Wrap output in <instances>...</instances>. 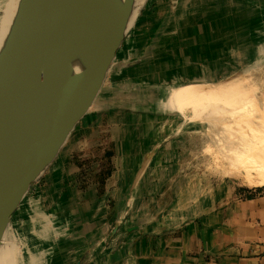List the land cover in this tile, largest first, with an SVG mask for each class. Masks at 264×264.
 Listing matches in <instances>:
<instances>
[{"label": "crops", "instance_id": "crops-1", "mask_svg": "<svg viewBox=\"0 0 264 264\" xmlns=\"http://www.w3.org/2000/svg\"><path fill=\"white\" fill-rule=\"evenodd\" d=\"M263 54L264 0H148V29L125 40L92 109L12 220L33 258L52 242L53 264H264V194L242 199L220 181L197 196L201 183L184 167L197 127L163 112L171 87L220 89Z\"/></svg>", "mask_w": 264, "mask_h": 264}, {"label": "water", "instance_id": "water-1", "mask_svg": "<svg viewBox=\"0 0 264 264\" xmlns=\"http://www.w3.org/2000/svg\"><path fill=\"white\" fill-rule=\"evenodd\" d=\"M134 0H22L0 55V248L31 188L92 109ZM85 67L75 72L72 60Z\"/></svg>", "mask_w": 264, "mask_h": 264}, {"label": "bare ground", "instance_id": "bare-ground-1", "mask_svg": "<svg viewBox=\"0 0 264 264\" xmlns=\"http://www.w3.org/2000/svg\"><path fill=\"white\" fill-rule=\"evenodd\" d=\"M124 1L116 0L120 6ZM146 1L134 0L127 31ZM21 2L22 0H6L0 9V55L15 26ZM262 59L264 54L259 61ZM259 61L246 67L242 75H248L230 82L229 84L235 85L228 90L222 91L224 86L216 90H200L193 84L171 87L163 110L164 113H190L195 120L202 116L204 124L222 126L233 143L231 147L226 145L231 158L222 161L219 170L224 175L241 179L250 189L264 188V107L254 100V96L264 88V73L259 69L253 72L260 64ZM72 63L75 72L85 67L81 56H75ZM219 109L225 110L228 118L217 119L215 111ZM231 162L235 168L228 167ZM18 251V245L8 229L0 248V264H17Z\"/></svg>", "mask_w": 264, "mask_h": 264}, {"label": "rangeland", "instance_id": "rangeland-1", "mask_svg": "<svg viewBox=\"0 0 264 264\" xmlns=\"http://www.w3.org/2000/svg\"><path fill=\"white\" fill-rule=\"evenodd\" d=\"M5 1L6 0H0V9ZM140 29H148V0L144 3L142 8L140 9L135 24L127 32L126 40L133 32L135 31L137 32ZM257 59L250 60L247 66L246 65L241 66L239 69H237L236 72H239L245 67L251 66ZM259 62L260 64L257 65L256 67L257 69L261 70L262 73H264V59H262V61ZM234 85L235 83L227 84L222 88V91L228 90ZM262 96H263V90L261 93L254 96V100L264 107L262 103L263 102ZM260 98L262 99V101ZM177 114H180L182 117H184L186 123L187 122L194 123L197 127V132H194L192 135H190V137H187V142H186L187 144H186V148L184 149L185 171L194 172L197 178L196 182L201 183L199 189H197L198 190L197 196L204 195L206 192L211 190L216 183L220 181H226L229 186L236 187L238 189V193L241 194L242 199H248V197L251 195H255L257 197L260 194H264V188H256V189L247 188L241 179L235 178L234 176L231 177L224 175V173L221 170H219V168L222 166L221 162L226 161V159L228 161L231 158L229 156L226 145L231 147L233 143L230 137L227 134H225L224 128L222 126L215 127L211 125H206L204 124L205 122L201 120L202 116L199 119L195 120V118H193L194 116L190 113H177ZM215 115L217 119L228 118L225 114V110L219 109L218 111H215ZM237 120L238 119H236V121ZM244 129L246 130V128ZM98 164H100V162L94 163L93 165L98 166ZM101 165L104 166L103 167L104 169L102 171L104 170L106 171L108 164L106 163L104 165L103 164ZM229 166L230 169L235 168L233 162H231L228 165V167ZM10 232L12 233L14 237V241L18 245V249H19L17 264H53L54 254L52 256H49L48 250L50 251L51 248H53L52 245H54V243L48 242L43 245L44 247L48 246V248H46L47 250L45 251L46 252L45 256L43 254H40V250L41 251L43 250L40 247L38 249L39 251H33L37 255L36 258L34 259L33 258L34 254H32L29 251L31 249L23 242L22 237L19 234L20 230H18L17 227L12 225L10 227ZM56 261L58 264L60 263L59 259H56Z\"/></svg>", "mask_w": 264, "mask_h": 264}, {"label": "trees", "instance_id": "trees-1", "mask_svg": "<svg viewBox=\"0 0 264 264\" xmlns=\"http://www.w3.org/2000/svg\"><path fill=\"white\" fill-rule=\"evenodd\" d=\"M105 157L107 159L108 167H107L106 171L104 170L105 172L101 171L100 174H97L96 175V180H95L97 185H98V187H99V189H100V192H103L104 186L106 184V181H107L108 177L111 175V172H112V168L110 166V158L112 157V153H107ZM80 164H81L82 167L85 166L86 168L88 166H90V162H88V161H83ZM83 174L85 175V172H83ZM91 181H92V179L90 180V178L84 179V183L85 184L92 183ZM254 198H256V196L255 195H251V196L248 197V200H251V199H254Z\"/></svg>", "mask_w": 264, "mask_h": 264}]
</instances>
